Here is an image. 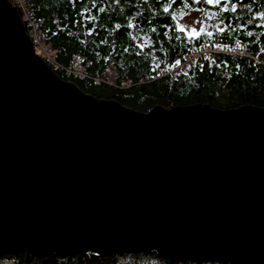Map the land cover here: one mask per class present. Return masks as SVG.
I'll return each mask as SVG.
<instances>
[{
  "label": "water",
  "instance_id": "water-1",
  "mask_svg": "<svg viewBox=\"0 0 264 264\" xmlns=\"http://www.w3.org/2000/svg\"><path fill=\"white\" fill-rule=\"evenodd\" d=\"M23 20L0 0V253L264 264V106L99 98Z\"/></svg>",
  "mask_w": 264,
  "mask_h": 264
},
{
  "label": "trees",
  "instance_id": "trees-1",
  "mask_svg": "<svg viewBox=\"0 0 264 264\" xmlns=\"http://www.w3.org/2000/svg\"><path fill=\"white\" fill-rule=\"evenodd\" d=\"M25 2L41 21L42 39L53 52L48 64L60 77L99 98L115 99L140 111L158 104L171 108L197 102L221 109L248 103L264 106V0L213 4L206 0ZM232 5L236 11L231 10ZM165 7L168 12H164ZM193 8L204 20L195 32L181 20ZM207 42L231 51L211 50L188 62L179 78L153 77L160 67L187 61L185 56L195 45ZM236 43L248 48V53L232 51ZM79 63L84 66L83 73L68 72ZM112 68L117 75L114 82L103 76ZM7 258L16 264H238L171 260L155 250L111 255L88 251L67 256L52 252L39 255L27 249L0 253L2 261Z\"/></svg>",
  "mask_w": 264,
  "mask_h": 264
},
{
  "label": "built area",
  "instance_id": "built-area-1",
  "mask_svg": "<svg viewBox=\"0 0 264 264\" xmlns=\"http://www.w3.org/2000/svg\"><path fill=\"white\" fill-rule=\"evenodd\" d=\"M18 6V10L20 11L21 15H23L24 18V23L26 26L29 27V35L31 37V40L34 42L35 50L36 53L40 54L45 58L47 62L52 60L53 57V52L49 46L45 43V40H43V29L41 27V21L35 18L33 12L29 9L26 8V2L25 0H11ZM220 51L224 50L225 52L231 51L230 48L220 44H214L212 45L211 43L207 42L204 43L201 47L195 45L192 52L185 56L187 61H179V63L174 64H169L164 67H160L153 75L154 78L157 77H165V76H172V78H179L182 74L183 71L186 69L188 62L199 60L201 56L208 55L210 51ZM244 48L241 44L236 43L235 46L233 47L232 51L242 53V54H247L248 50L246 49L245 52H243ZM80 57L76 58V62L79 61ZM68 72H73V73H83L84 72V66L83 64H77L76 67H69ZM1 264H16V261L13 258L6 259L5 261H2L0 259Z\"/></svg>",
  "mask_w": 264,
  "mask_h": 264
},
{
  "label": "rangeland",
  "instance_id": "rangeland-1",
  "mask_svg": "<svg viewBox=\"0 0 264 264\" xmlns=\"http://www.w3.org/2000/svg\"><path fill=\"white\" fill-rule=\"evenodd\" d=\"M183 22H185L186 28L189 30H192L193 32L199 30L204 25V20L200 14V11L198 9H190L187 13H184L182 15ZM245 48L243 51L245 52ZM109 72V73H108ZM106 74H104V78H110V82L116 81L117 75L115 69H111V71H108Z\"/></svg>",
  "mask_w": 264,
  "mask_h": 264
},
{
  "label": "snow or ice",
  "instance_id": "snow-or-ice-1",
  "mask_svg": "<svg viewBox=\"0 0 264 264\" xmlns=\"http://www.w3.org/2000/svg\"><path fill=\"white\" fill-rule=\"evenodd\" d=\"M206 2L208 3V4H213V3H222V2H224V0H206ZM226 8H227V5L225 4V10H226ZM102 10V9H101ZM231 10L232 11H236V7H235V5H232L231 6ZM169 11V8L168 7H165L164 8V12H168ZM182 31H183V29H181ZM209 35H211V33H209ZM249 35H251V33H249ZM177 63H179V61H177Z\"/></svg>",
  "mask_w": 264,
  "mask_h": 264
}]
</instances>
